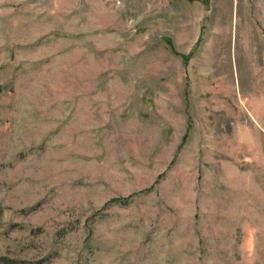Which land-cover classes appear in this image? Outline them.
I'll return each instance as SVG.
<instances>
[{
	"label": "rangeland",
	"instance_id": "obj_1",
	"mask_svg": "<svg viewBox=\"0 0 264 264\" xmlns=\"http://www.w3.org/2000/svg\"><path fill=\"white\" fill-rule=\"evenodd\" d=\"M0 264H264V0H0Z\"/></svg>",
	"mask_w": 264,
	"mask_h": 264
}]
</instances>
